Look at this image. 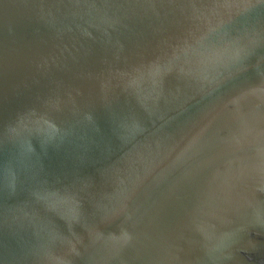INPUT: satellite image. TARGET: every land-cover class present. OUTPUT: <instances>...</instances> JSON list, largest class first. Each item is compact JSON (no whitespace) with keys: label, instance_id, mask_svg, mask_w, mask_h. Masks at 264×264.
Here are the masks:
<instances>
[{"label":"water","instance_id":"water-1","mask_svg":"<svg viewBox=\"0 0 264 264\" xmlns=\"http://www.w3.org/2000/svg\"><path fill=\"white\" fill-rule=\"evenodd\" d=\"M0 264H264V0H0Z\"/></svg>","mask_w":264,"mask_h":264}]
</instances>
